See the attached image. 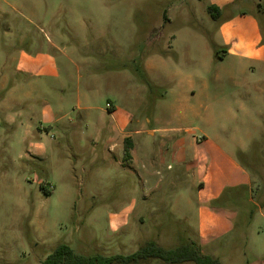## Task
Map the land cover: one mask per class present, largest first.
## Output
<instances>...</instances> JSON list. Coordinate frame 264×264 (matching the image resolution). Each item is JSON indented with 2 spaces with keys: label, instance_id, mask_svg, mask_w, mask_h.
Wrapping results in <instances>:
<instances>
[{
  "label": "rangeland",
  "instance_id": "obj_1",
  "mask_svg": "<svg viewBox=\"0 0 264 264\" xmlns=\"http://www.w3.org/2000/svg\"><path fill=\"white\" fill-rule=\"evenodd\" d=\"M9 1L0 2V264H42L61 244L128 256L150 241L195 243L222 264L264 260V62L245 70L213 48L228 17L242 31L264 26V0H232L219 20L209 7L222 0ZM202 204L222 215L206 239Z\"/></svg>",
  "mask_w": 264,
  "mask_h": 264
},
{
  "label": "crops",
  "instance_id": "obj_2",
  "mask_svg": "<svg viewBox=\"0 0 264 264\" xmlns=\"http://www.w3.org/2000/svg\"><path fill=\"white\" fill-rule=\"evenodd\" d=\"M1 4L4 3L6 5H8L9 7H15V5H13L9 0H0ZM231 3H233L232 0H225L222 2H219L217 4H214L213 6L217 7L219 9L220 12V16L218 18V20L223 16V12H224V8L226 6L231 5ZM240 22L237 18L234 17H228L226 19H224V21H222L220 23V26L218 28V35L220 38V43H213V45H215L216 47L219 48V50L221 51V58H217L219 60H224L226 57H236L240 63V65L243 67L244 65V69L245 70H250L252 69V66L246 62H264V36L259 24V21L257 20H252L250 21V26L248 29V32L246 31H242L240 29ZM26 59H28L27 57H25ZM244 62V63H243ZM149 65V63H148ZM11 67V66H10ZM26 72H28L29 70L26 69ZM196 95V90H194V88H191L188 93L186 94V97H192ZM129 117H121L120 121L116 120V123L113 124V127L110 129L109 134H111V137L108 141V143H111V149L110 151L112 152L113 150H117V146L113 145V140L115 138V136H119L122 133V130H124L128 124V120ZM139 132V131H136ZM151 134H156L158 132H161L159 130L153 129L151 131H149ZM164 133V132H163ZM129 137H132V135L130 134ZM163 139H168L165 136H162ZM183 143H185V140H181L179 142V144L182 146ZM164 146V144H162ZM184 146V145H183ZM131 155L132 158H135V149L133 147L132 151H131ZM155 159V158H154ZM157 160V159H156ZM230 160L232 161V163L239 169V171H241L244 174V170L242 169V167L237 163V161L230 157ZM158 161V160H157ZM200 164L198 165V169L201 168V170L205 171V170H209V165H210V161H207L206 159H199ZM206 162V163H205ZM157 166H153L152 170H153V174L154 176L158 177L161 176L160 173L157 171ZM156 169V171H155ZM158 182L160 183V180L156 182L155 184V188H159L160 185L158 184ZM250 182V178L247 177V183ZM215 184V182H214ZM201 187H203L204 189L207 186V183H201L200 184ZM232 186V185H231ZM227 186L222 185L219 188L215 189L213 194L211 196H209V202L210 200H215L218 197H220L223 192L225 191ZM229 187V186H228ZM202 212L204 214V221L202 223V228L205 232V234H203V239H206L208 237L209 234H212L211 232H213L211 229H214L216 226H219L222 224V218L220 214H218V212H216L215 210L210 209L209 207H206L205 205L202 204ZM223 213V212H221ZM224 215V214H223ZM208 221V223L206 222V219ZM216 221L218 222V224H216V226L212 225L211 221ZM224 221V220H223ZM224 224V223H223ZM209 230V232H207ZM226 232V231H224ZM208 234V235H207ZM206 241V240H205ZM264 260H258L256 261L255 264H260L261 262H263Z\"/></svg>",
  "mask_w": 264,
  "mask_h": 264
},
{
  "label": "trees",
  "instance_id": "obj_3",
  "mask_svg": "<svg viewBox=\"0 0 264 264\" xmlns=\"http://www.w3.org/2000/svg\"><path fill=\"white\" fill-rule=\"evenodd\" d=\"M209 12L214 19L220 16L219 9L215 6L209 7ZM262 26V33L264 26ZM217 58L220 50L213 45ZM133 142L131 137L124 140V160L129 161L132 158L131 151ZM158 260L165 264H182L185 262H194L195 264H222L217 259L206 255L195 243L185 242L173 249H166L154 241L147 242L141 246L134 254L123 256H102L99 254L85 256L77 254L68 244L58 245L52 253L43 261L42 264H141L145 261Z\"/></svg>",
  "mask_w": 264,
  "mask_h": 264
}]
</instances>
